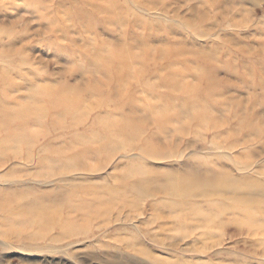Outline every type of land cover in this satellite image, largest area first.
I'll use <instances>...</instances> for the list:
<instances>
[{"label":"rangeland","instance_id":"1","mask_svg":"<svg viewBox=\"0 0 264 264\" xmlns=\"http://www.w3.org/2000/svg\"><path fill=\"white\" fill-rule=\"evenodd\" d=\"M0 264H264V0H0Z\"/></svg>","mask_w":264,"mask_h":264},{"label":"bare ground","instance_id":"2","mask_svg":"<svg viewBox=\"0 0 264 264\" xmlns=\"http://www.w3.org/2000/svg\"><path fill=\"white\" fill-rule=\"evenodd\" d=\"M111 52V51H110ZM110 54V53H109ZM113 55V54H112ZM111 56V55H110ZM205 73V72H204ZM205 75V74H204ZM64 94V93H63ZM48 97H50V96H48ZM75 97V96H74ZM51 98V97H50ZM72 98V97H71ZM75 99V98H74ZM36 100V99H35ZM42 101H43V99H42ZM77 101H78V98H77ZM80 101V100H79ZM38 102V101H37ZM76 102V101H75ZM83 102V101H82ZM31 103H32V101H31ZM70 103V102H69ZM36 104H38V103H36ZM41 104V103H40ZM47 104V103H46ZM65 105V104H64ZM6 106V105H5ZM33 106V105H32ZM32 106H26L25 108L23 107V108H21L22 110H20L21 112L18 114V116L20 117V116H22V114H24V116H28L29 114H31L32 113V111H34V107H32ZM45 107V106H44ZM43 107V108H44ZM86 107V106H85ZM37 108V107H36ZM41 108V107H40ZM67 108V107H66ZM47 109H48V107H47ZM80 109H82V108H80ZM39 110H41V112H43V110L44 109H39ZM68 110V109H67ZM6 111V110H5ZM4 111V112H5ZM45 111H46V109H45ZM44 111V112H45ZM61 111H62V109H61ZM89 110H87L86 112H88ZM10 112V111H9ZM12 112V111H11ZM82 113H83V111H81ZM200 112H201V110H200ZM35 113L36 114H34V115H37L38 113H40V111H38L37 109H35ZM46 113V112H45ZM48 113V112H47ZM64 113V112H63ZM62 113V114H63ZM68 113V112H67ZM69 113H70V110H69ZM13 114V113H12ZM41 114V113H40ZM65 114H66V112H65ZM80 114V113H79ZM2 115V114H1ZM45 115V114H44ZM46 115H48V114H46ZM82 115V114H81ZM37 116H39V114L37 115ZM43 116V115H42ZM41 116V117H42ZM49 116V115H48ZM84 116H86V113L84 114ZM83 116V117H84ZM11 116H8V119L10 118ZM60 117H62V116H60ZM65 117H67V116H65ZM76 117H77V115H76ZM82 117V118H83ZM37 117H35V119H36ZM43 118V117H42ZM113 118V117H112ZM116 118V117H115ZM118 118V117H117ZM125 119V118H124ZM11 120V119H10ZM37 120V119H36ZM118 120V119H117ZM122 120V119H121ZM78 121V120H77ZM104 121V120H103ZM111 125H110V129H112V128H114V129H112V130H110L109 132L111 133V134H116L117 136H119V135H121V133H123V132H121V131H118V130H120V129H117L115 126L113 127V125H114V123H112V122H110V120H107ZM106 121V122H107ZM6 122H7V120H6ZM10 122V121H9ZM17 122V121H16ZM37 122V121H36ZM109 123H107V124H109ZM7 124V123H6ZM116 125V124H115ZM11 126V125H10ZM107 127H109L108 125H107ZM18 128V127H17ZM2 130V129H1ZM43 130V129H42ZM27 134H28V132H26ZM31 133V132H30ZM37 135H38V133H37ZM123 135V134H122ZM23 137L24 136H22V140H23ZM130 137H131V135H130ZM14 138H15V136H14ZM29 138H31V137H29ZM38 138V137H37ZM26 139H28V138H26ZM39 139V138H38ZM137 139V138H136ZM14 140V139H13ZM80 140H81V138H80ZM83 140V139H82ZM89 140V139H88ZM18 141V140H17ZM20 141H21V139H20ZM77 141V140H76ZM83 141H85L86 142V140H83ZM22 142V141H21ZM26 142V141H25ZM110 142V141H109ZM112 142V141H111ZM8 143V142H7ZM23 144V143H22ZM106 144H107V142H106ZM17 145H18V143H17ZM120 145V144H119ZM21 146H23V145H21ZM114 146H116L114 143H109L108 144V148H113ZM148 146V145H147ZM19 148V147H18ZM107 148V149H108ZM105 149V148H104ZM117 149V148H116ZM64 150V149H63ZM49 151V150H48ZM109 152V151H108ZM65 153V152H64ZM103 153V152H102ZM66 154V153H65ZM105 154V153H104ZM77 157V156H76ZM78 158V157H77ZM64 160V159H63ZM65 161V160H64ZM77 163H78V161H77ZM52 168V167H51ZM195 176V178H196V175H193V177ZM191 177V176H190ZM192 178V177H191ZM190 178V179H191ZM185 179V178H184ZM183 179V180H184ZM198 179V178H197ZM179 180V179H178ZM192 180H193V178H192ZM186 181H187V179H186ZM195 180H193V182H194ZM198 181V180H197ZM188 182V181H187ZM192 181H190V183H187L186 185H181V184H179V185H177V184H175L173 181H170V182H168V184L166 185V188H167V190H170V191H175V192H185V194H191L192 193V190L193 189H195V188H198L199 186H197V187H195L194 186V183H193ZM200 182H202L201 180H200ZM223 182H227V179L225 178L224 179V181ZM180 183V182H179ZM199 184V183H198ZM207 184V183H206ZM229 187H231L232 188V186H231V183L230 182H227L226 183ZM201 185V184H200ZM209 186V185H208ZM195 187V188H194ZM207 187V186H206ZM217 192V191H216ZM126 193V192H125ZM257 197H259V196H257ZM261 197H262V194H261ZM260 197V198H261ZM254 203L255 204H260V202L259 201H254ZM21 209H22V207H21ZM260 211V210H259ZM258 211V212H259ZM49 213H50V210H45L44 212H43V218H45L47 215H49ZM261 213V212H260ZM18 215V214H17ZM27 216V215H26ZM30 216V215H29ZM51 216V215H50ZM250 216H253V214H252V212L250 213ZM260 220V219H259ZM258 220V221H259ZM255 221H257V220H255ZM31 222V221H30Z\"/></svg>","mask_w":264,"mask_h":264}]
</instances>
